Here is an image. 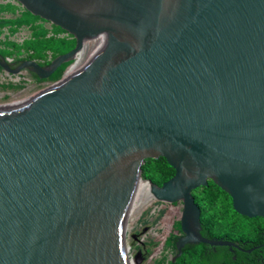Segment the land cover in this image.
Here are the masks:
<instances>
[{
	"label": "water",
	"instance_id": "95a60500",
	"mask_svg": "<svg viewBox=\"0 0 264 264\" xmlns=\"http://www.w3.org/2000/svg\"><path fill=\"white\" fill-rule=\"evenodd\" d=\"M13 1L76 43L45 68L0 60L11 75L48 79L103 44L0 103V264H148L179 201L174 260L186 245L242 251L200 234L191 193L211 181L264 221V0ZM158 158L174 176L139 182Z\"/></svg>",
	"mask_w": 264,
	"mask_h": 264
},
{
	"label": "trees",
	"instance_id": "16d2710c",
	"mask_svg": "<svg viewBox=\"0 0 264 264\" xmlns=\"http://www.w3.org/2000/svg\"><path fill=\"white\" fill-rule=\"evenodd\" d=\"M18 7L10 3L0 5V12L16 14ZM43 21L37 16L31 15L25 9H21L18 17L3 19L0 21V34L5 27H9L11 33L25 27L30 30V37L22 44H10L11 50L3 48L5 57L14 54L25 53L21 60L36 61L43 66L49 65L58 56L71 51L75 47V39L56 26L46 30L38 22ZM66 34V37H60ZM71 64H62L48 79L56 82L63 76L66 68ZM73 67V66H72ZM67 71L66 76L72 71ZM35 81H41L36 75H32ZM174 170L167 164L164 158L147 159L141 167V178L160 187L174 176ZM194 202L200 210V234L207 239H223L233 242L242 250H230L228 247H210L205 244L186 245L182 253L169 264H264V221L261 218H246L232 208L230 197L222 192L211 181L206 187H200L192 191ZM158 205V204H156ZM164 213L160 210L158 218ZM175 230L181 233L180 223ZM179 236L175 235L170 241L175 256V247ZM257 247V249H254ZM252 250L251 252H248Z\"/></svg>",
	"mask_w": 264,
	"mask_h": 264
},
{
	"label": "rangeland",
	"instance_id": "374dc122",
	"mask_svg": "<svg viewBox=\"0 0 264 264\" xmlns=\"http://www.w3.org/2000/svg\"><path fill=\"white\" fill-rule=\"evenodd\" d=\"M12 4L17 6L19 9L16 14H10L8 12H0V21L3 19H14L19 16L21 9L20 4L16 3L13 0H0V5L4 4ZM38 24H41L43 28L46 30H51L52 24L46 21H40ZM30 37V30L25 27L20 28L18 31L11 33L9 27H5L1 31L0 40L2 41L1 47L7 48L11 50L10 44H22L25 40ZM60 37H66V34H60ZM95 47L94 40H87L83 42L82 49L83 50V57L79 59L75 63V58L71 61V64L66 68L63 73L65 76L66 72L72 67L73 69L79 65L86 62L84 61L88 54H90ZM79 51V52H80ZM78 52V53H79ZM25 56V53L21 52L19 54H14L9 59H22ZM87 63V62H86ZM85 63V64H86ZM84 64V65H85ZM52 85V82H40L35 81L31 82L30 78L27 76L26 72L23 71L18 75H11L7 72H0V103H19L25 99L33 97L40 93L42 90L46 89ZM182 202H175L172 205V209L170 215L165 223V226L161 232L157 251L151 258L148 264H169L175 258V251L173 250L170 241L172 237L178 235L179 237L182 236V232L178 233L175 230L176 224L180 221L181 214H182Z\"/></svg>",
	"mask_w": 264,
	"mask_h": 264
},
{
	"label": "flooded vegetation",
	"instance_id": "af4514ba",
	"mask_svg": "<svg viewBox=\"0 0 264 264\" xmlns=\"http://www.w3.org/2000/svg\"><path fill=\"white\" fill-rule=\"evenodd\" d=\"M1 35V34H0ZM1 44H2V41L0 40V60H4L5 62H6V64L8 65V69L9 70H11V71H13V70H15V69H17L19 66H20V64L22 63V62H24V61H30V60H27V59H23V60H21L20 61V63L18 64L17 63V61H16V59L15 58H13V59H9V57H5L4 55H3V53H2V51H3V48L1 47ZM36 62V61H35ZM40 67H42V68H45V67H47L48 65H46V66H43L42 64H40L39 62H36ZM25 72H26V74H27V76L30 78V81L31 82H35V80H34V78L32 77V75H35L34 73H32L31 71H29V70H24ZM0 72H5L4 71V69L0 66ZM23 72V71H22ZM10 74V73H9ZM41 80V79H40ZM43 81H47V82H50L49 81V79H44V80H41L40 82H43ZM52 83H54V82H52Z\"/></svg>",
	"mask_w": 264,
	"mask_h": 264
},
{
	"label": "bare ground",
	"instance_id": "6f19581e",
	"mask_svg": "<svg viewBox=\"0 0 264 264\" xmlns=\"http://www.w3.org/2000/svg\"><path fill=\"white\" fill-rule=\"evenodd\" d=\"M93 40L95 41V47H94L93 51H92L90 54H88V56H87L86 59L84 60V61H86V62L90 59L91 56L94 55V53H95L100 47H102V44H103V38H96V39H93ZM82 57H83V50L80 51L79 53H77V54L75 55V59H76V60L82 59ZM86 62L82 63L81 65H80V63H81V62H80L78 66H76L74 69L72 68V71L70 72V74H69L68 76H71V75L77 73V72L79 71V69H81V68L84 66V64H85ZM75 63H76V62H75ZM66 73H67V72H66ZM68 76H66V74H65V78L68 77ZM30 98H31V97H30ZM30 98L25 99V100H23V101H28ZM23 101H21V102H23ZM138 180H139V182L145 181V180H143L141 177H139Z\"/></svg>",
	"mask_w": 264,
	"mask_h": 264
},
{
	"label": "built area",
	"instance_id": "2783aa9c",
	"mask_svg": "<svg viewBox=\"0 0 264 264\" xmlns=\"http://www.w3.org/2000/svg\"><path fill=\"white\" fill-rule=\"evenodd\" d=\"M77 60H75V62H76Z\"/></svg>",
	"mask_w": 264,
	"mask_h": 264
}]
</instances>
